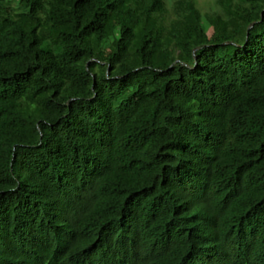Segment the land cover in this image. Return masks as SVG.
Segmentation results:
<instances>
[{"label":"trees","instance_id":"obj_1","mask_svg":"<svg viewBox=\"0 0 264 264\" xmlns=\"http://www.w3.org/2000/svg\"><path fill=\"white\" fill-rule=\"evenodd\" d=\"M167 1L0 0V264H264V0Z\"/></svg>","mask_w":264,"mask_h":264},{"label":"rangeland","instance_id":"obj_2","mask_svg":"<svg viewBox=\"0 0 264 264\" xmlns=\"http://www.w3.org/2000/svg\"><path fill=\"white\" fill-rule=\"evenodd\" d=\"M170 1L171 0H168L167 3L169 4ZM196 2L204 14L210 13V12H213V11L219 9V7L217 5V0H196Z\"/></svg>","mask_w":264,"mask_h":264}]
</instances>
